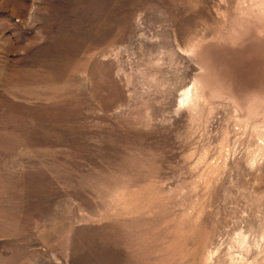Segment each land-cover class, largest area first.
<instances>
[{
    "label": "rangeland",
    "instance_id": "obj_1",
    "mask_svg": "<svg viewBox=\"0 0 264 264\" xmlns=\"http://www.w3.org/2000/svg\"><path fill=\"white\" fill-rule=\"evenodd\" d=\"M0 264H264V0H0Z\"/></svg>",
    "mask_w": 264,
    "mask_h": 264
}]
</instances>
